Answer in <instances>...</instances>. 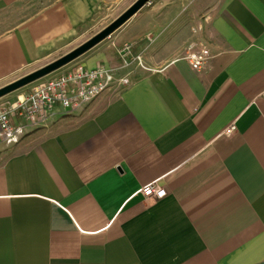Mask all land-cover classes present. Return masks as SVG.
Wrapping results in <instances>:
<instances>
[{"label":"crops","instance_id":"obj_1","mask_svg":"<svg viewBox=\"0 0 264 264\" xmlns=\"http://www.w3.org/2000/svg\"><path fill=\"white\" fill-rule=\"evenodd\" d=\"M118 1L0 0V87ZM166 6L144 33L169 30L122 37L144 62L126 88L0 145V264H264V0Z\"/></svg>","mask_w":264,"mask_h":264},{"label":"built area","instance_id":"obj_2","mask_svg":"<svg viewBox=\"0 0 264 264\" xmlns=\"http://www.w3.org/2000/svg\"><path fill=\"white\" fill-rule=\"evenodd\" d=\"M119 54L122 63L116 68L76 63L35 84L15 105L4 103L0 109V145L18 142L29 129L44 125L53 118L82 112L107 90L120 92L126 88L131 82L134 67L144 66L143 57L142 53H134L130 43H124ZM208 55L206 48L197 49L195 43H191L185 58L198 69ZM117 70H125L126 73L119 75ZM16 113L24 119L23 123L12 124L11 116ZM233 129L234 126L231 127ZM140 191L147 199L159 200L167 195V189L158 181L144 185Z\"/></svg>","mask_w":264,"mask_h":264},{"label":"rangeland","instance_id":"obj_3","mask_svg":"<svg viewBox=\"0 0 264 264\" xmlns=\"http://www.w3.org/2000/svg\"><path fill=\"white\" fill-rule=\"evenodd\" d=\"M135 1L136 0H119L118 2H115L114 4L108 7H104L98 13H96L88 22L78 27L74 32L62 39H58L43 53L40 59L35 64H33L32 67L28 68L22 74L26 73L25 75H27L32 71H35L57 60L58 58L72 51L82 43L86 42L88 39L92 38L94 35L103 30L110 23H112L117 17H119L123 12H125ZM171 1L176 2L177 0H150L144 7H142L136 14H134L125 24H123L120 28L113 32L109 37L101 41L99 44H97L92 49H90L80 57L76 58L72 62L56 70L55 72H52L28 84L24 87V89H28L29 86H34L37 83L46 81L51 76L67 69L72 65H75L76 63L86 65L89 59L94 60V63L101 61V57L108 56L110 54L109 51L115 43L118 44L117 47L119 51V49L123 46L124 43H130L128 41H124L125 39L122 38L123 35L128 36L130 32H141L143 34L142 36H144L146 34L144 33L145 20L154 19L155 21H161L164 14L167 13L164 7H167L166 4ZM192 1L193 0H185V2H187L189 5L192 4ZM192 16L193 15L191 13L189 18L191 19ZM163 25L164 26L162 27L161 25L157 27L161 29L159 32L149 31V33L145 35L146 38L150 39L153 34L160 33L162 31H167L171 27L169 26L170 22L164 23ZM130 44L132 45V43ZM107 97H104L103 99H106ZM103 99L101 100V103L103 102Z\"/></svg>","mask_w":264,"mask_h":264},{"label":"water","instance_id":"obj_4","mask_svg":"<svg viewBox=\"0 0 264 264\" xmlns=\"http://www.w3.org/2000/svg\"><path fill=\"white\" fill-rule=\"evenodd\" d=\"M150 0H136L125 12L117 17L112 23H110L103 30L98 32L92 38L82 43L72 51L66 53L57 60L3 86L0 88V97H3L19 88H22L56 70L72 62L76 58L80 57L101 41L109 37L113 32L125 24L134 14H136L142 7H144Z\"/></svg>","mask_w":264,"mask_h":264}]
</instances>
